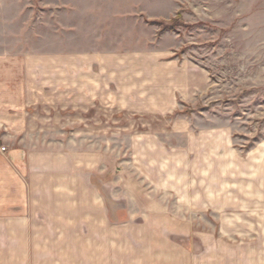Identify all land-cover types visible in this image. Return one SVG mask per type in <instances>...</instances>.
I'll return each mask as SVG.
<instances>
[{
  "label": "rangeland",
  "instance_id": "rangeland-1",
  "mask_svg": "<svg viewBox=\"0 0 264 264\" xmlns=\"http://www.w3.org/2000/svg\"><path fill=\"white\" fill-rule=\"evenodd\" d=\"M170 65L193 71L198 101L121 104L137 74ZM223 128L242 155L264 150V0H0V157L19 153L25 191L70 212L73 252L86 236L118 241V264H259L249 170H232L225 212L180 215L176 148Z\"/></svg>",
  "mask_w": 264,
  "mask_h": 264
},
{
  "label": "crops",
  "instance_id": "crops-1",
  "mask_svg": "<svg viewBox=\"0 0 264 264\" xmlns=\"http://www.w3.org/2000/svg\"><path fill=\"white\" fill-rule=\"evenodd\" d=\"M114 32L112 29L106 34L111 36ZM188 72L191 74L185 80ZM192 73L177 65L143 71L141 76L137 74V84L128 88L121 104H126L133 112L144 113L172 110L173 98L175 104L178 99L192 104L198 101L190 92L191 85L197 84ZM186 133L184 142L176 148L174 172L176 195L180 193L181 199L188 203L185 213L181 206V216L198 214L194 206L212 209L214 214L228 210L232 205L230 185L231 176L235 174L232 170L237 167L249 170L239 175L254 176V180L245 184L256 192V196L264 193V158L258 156L264 150L251 148L242 155L243 149L233 145L229 129ZM11 156L13 162H5L0 157V264H118L113 261L118 258V241H87L84 236L78 251H72L70 212H65L61 206L54 209L48 205L53 194L26 192L21 175L23 163L15 160L21 155L14 152ZM245 201L250 205L257 204L255 200ZM161 254L166 258L165 252ZM72 256H77L74 263ZM263 258L259 264H264ZM180 259H176L179 260L176 264H182L188 258L182 256Z\"/></svg>",
  "mask_w": 264,
  "mask_h": 264
},
{
  "label": "trees",
  "instance_id": "trees-1",
  "mask_svg": "<svg viewBox=\"0 0 264 264\" xmlns=\"http://www.w3.org/2000/svg\"><path fill=\"white\" fill-rule=\"evenodd\" d=\"M174 20H175V18H174ZM172 22H173V20H172ZM156 24H160V25H161L162 23H161V22H156ZM161 31H162V30H161Z\"/></svg>",
  "mask_w": 264,
  "mask_h": 264
},
{
  "label": "built area",
  "instance_id": "built-area-1",
  "mask_svg": "<svg viewBox=\"0 0 264 264\" xmlns=\"http://www.w3.org/2000/svg\"><path fill=\"white\" fill-rule=\"evenodd\" d=\"M4 150H5V148H4V147L0 148V151H4Z\"/></svg>",
  "mask_w": 264,
  "mask_h": 264
}]
</instances>
